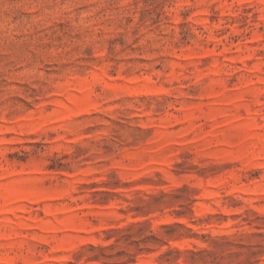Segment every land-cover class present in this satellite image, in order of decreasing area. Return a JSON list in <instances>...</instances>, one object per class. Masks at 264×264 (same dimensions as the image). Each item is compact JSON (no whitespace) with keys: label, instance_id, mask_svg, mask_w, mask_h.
<instances>
[{"label":"rangeland","instance_id":"1","mask_svg":"<svg viewBox=\"0 0 264 264\" xmlns=\"http://www.w3.org/2000/svg\"><path fill=\"white\" fill-rule=\"evenodd\" d=\"M0 264H264V0H0Z\"/></svg>","mask_w":264,"mask_h":264}]
</instances>
